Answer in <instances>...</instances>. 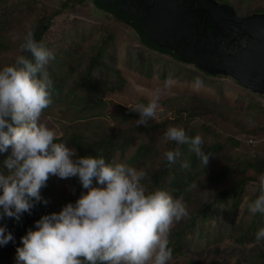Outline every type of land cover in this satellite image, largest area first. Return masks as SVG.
<instances>
[{
  "label": "trees",
  "instance_id": "obj_1",
  "mask_svg": "<svg viewBox=\"0 0 264 264\" xmlns=\"http://www.w3.org/2000/svg\"><path fill=\"white\" fill-rule=\"evenodd\" d=\"M86 1L64 0L58 9L50 10L36 0H25L12 5L8 0H0V55L15 53L13 58L18 55L31 58L30 53L21 51L20 45L25 35L32 31L35 40L42 42L55 55V59L47 65L52 81L50 91L53 100L49 108L65 105L67 108L76 109L84 119L103 117L106 108L105 93L118 91L127 82L120 69L108 61L110 50L117 40L118 29L101 24L105 33L101 36V42L90 52H83L77 43H73L69 33L53 32L55 21L65 11L86 5ZM216 1L232 6L237 15L243 17L264 13V0ZM95 4L98 11L104 12L97 0ZM115 21L126 26L117 19ZM16 29H19V34L15 39L16 45L13 46L11 37ZM137 41L138 46L129 47L125 55L126 63L134 71L148 78L158 75L163 80L169 75L181 80H194L199 77L203 83L213 85V77L200 72L192 64L151 50L142 45L139 38ZM221 77L223 76H218ZM261 96L264 97V94ZM189 100L177 108L174 119H149L147 126H136L135 121L140 119V114L134 112L132 107L122 106L121 121L109 130L103 129L89 136L74 133L56 137V142H66V145L75 147L81 158L103 155L106 162L115 161L117 153L124 154L131 144L140 139L136 156L145 161L143 170L147 173V179L142 183L148 191L159 188L168 191L174 198L183 195L189 212L187 218L175 223L171 229L169 247L173 252L172 259L184 256L190 234L207 243L216 242L222 238L223 229L228 225L233 231V241L247 245L256 243V232L264 227V215L259 213L248 216L243 214L241 217L239 215L236 223L231 222L233 213H239L248 185L259 183V176L264 173V149L260 145L256 146L254 155L247 151L245 154L241 153L245 140L242 138L264 137L263 106L257 103L251 106L260 110V115H241L219 103ZM142 103L147 104L144 101ZM163 104L168 105L169 102ZM195 121L199 126H193ZM169 126L183 128L190 137L202 136L205 154H213L206 168L199 165L195 154L188 152L187 145H178L167 140L161 145L163 134ZM177 149L181 155L175 164H169L164 153ZM9 154L10 150L9 153L0 154V169H3V161ZM184 160L190 162V169L181 168ZM192 182L197 187L185 192L186 185ZM258 195L259 188L248 203ZM246 208L248 213V206ZM53 213L55 212L42 199L35 204L30 214L23 213L19 221L14 217L0 220V227L7 228L5 235L10 232L14 236V241L0 245V264H12V255L17 254L18 247H23L21 238L29 229L37 230L35 224L43 216ZM258 247V250L252 252L248 264H264V246ZM236 264L243 262L238 261Z\"/></svg>",
  "mask_w": 264,
  "mask_h": 264
},
{
  "label": "clouds",
  "instance_id": "obj_2",
  "mask_svg": "<svg viewBox=\"0 0 264 264\" xmlns=\"http://www.w3.org/2000/svg\"><path fill=\"white\" fill-rule=\"evenodd\" d=\"M22 52L13 64L0 69V154H10L0 169V220H20L42 201L41 189L51 176L61 179L78 177L87 193L75 204L69 203L60 213L43 216L37 230H28L16 249L18 264H168L172 259L169 236L175 223L189 216L184 196L174 198L168 191H148L143 169L115 161L103 155L77 156L66 142H56L57 132L41 121L42 113L52 103V81L47 65L55 55L37 42L29 31L20 45ZM175 83L169 75L163 89H156L148 103H138L136 126H147L155 119L160 94ZM203 81H193L199 92ZM163 139L187 145L199 165L206 168L211 152L205 154L201 135L190 137L185 130L169 126ZM253 154V153H252ZM180 151L164 153L175 164ZM254 155V154H253ZM182 169H190L188 160ZM94 180L99 186H94ZM197 187L188 183L185 192ZM47 204L48 201L43 200ZM249 213L264 215V173L259 176V195L248 203ZM6 227H0V245L14 241ZM264 240V227L256 232V242Z\"/></svg>",
  "mask_w": 264,
  "mask_h": 264
},
{
  "label": "rangeland",
  "instance_id": "obj_3",
  "mask_svg": "<svg viewBox=\"0 0 264 264\" xmlns=\"http://www.w3.org/2000/svg\"><path fill=\"white\" fill-rule=\"evenodd\" d=\"M21 1L25 0H8L11 5ZM36 1L53 10L58 9L60 3L64 0ZM114 19L108 13L98 11L95 0H87L86 5H79L71 11H65L55 21L54 27L52 28L53 32L57 34L69 33L71 41L77 43L83 52L92 51L101 42V36L105 33L101 24L113 26L118 29L119 32L116 34L117 40L110 50L108 61L120 69L127 81L124 88L105 93L104 101L106 102V108L103 117H88L84 119L76 109L67 108L65 105L60 108L55 106L45 109L42 113L41 121L48 127L53 128L57 132V137L74 133L89 136L95 135V133L103 129L109 130L121 121L120 107L135 108V105L142 103V101L148 103V99L155 93L156 89H163L164 80L159 78L158 75L148 78L131 69L126 63L125 55L129 47L138 46V36L130 27L127 25L121 26ZM18 34L19 29H16L11 37L13 46L16 45L17 40L15 39L18 38ZM14 55L16 56L15 53H2L0 55V69L4 66L11 65L14 59H16L12 57ZM213 79V85L203 83L201 90L194 92V80L173 78L175 83L171 88L164 90L160 94L158 101L160 108L155 119L158 121H163L166 118L174 119L177 108L181 104L190 101L189 99L219 103L241 115H254L255 113L260 115L258 113L260 110L251 108V106L257 103L264 108L263 96L242 88L230 77L223 76L218 78V76H215ZM167 101L169 104L164 105L163 103ZM193 126L197 127L199 123L195 121ZM242 139L246 138L244 137ZM255 139H258L260 143L254 147H248L245 143H242V154H245L246 151L252 154V151H256L255 148L258 145L264 149V137L257 136ZM164 143L165 139H162L161 145L163 146ZM140 144L141 141L138 139L130 145L124 154L117 153L115 162L124 163L137 169H143L145 161L141 157L137 158L136 156ZM66 146L76 150L77 156L74 159L81 158L75 147ZM93 183L94 186H99L95 180ZM258 188L259 183H251L248 185L244 201L239 208V213L237 211L233 213L231 222L236 223L239 215L241 217L243 214L247 216L251 214L249 212L246 213L247 203L255 195ZM87 191V189L82 187L78 177L61 179L57 176L50 175L46 187L41 189V196L43 200L48 201L47 206L58 214L67 204H75L81 197V194H86ZM231 222L229 221L228 223L230 224ZM232 232V229L226 225L223 229L222 238L216 242L209 243L205 240L201 241L198 236L193 237L194 235L190 234L184 256L175 257L168 264H236L238 261H242L243 264H248L252 252L258 250V246H264V240H261L259 243L240 245L235 243L231 238ZM16 255H12V264H18Z\"/></svg>",
  "mask_w": 264,
  "mask_h": 264
},
{
  "label": "water",
  "instance_id": "obj_4",
  "mask_svg": "<svg viewBox=\"0 0 264 264\" xmlns=\"http://www.w3.org/2000/svg\"><path fill=\"white\" fill-rule=\"evenodd\" d=\"M101 10L130 27L145 47L227 76L264 94V13L237 15L216 0H97Z\"/></svg>",
  "mask_w": 264,
  "mask_h": 264
},
{
  "label": "built area",
  "instance_id": "obj_5",
  "mask_svg": "<svg viewBox=\"0 0 264 264\" xmlns=\"http://www.w3.org/2000/svg\"><path fill=\"white\" fill-rule=\"evenodd\" d=\"M244 143L246 144V146L248 147H254L255 145H257L258 143H260V141L258 139L255 138H249V139H245ZM253 154H255V151H252Z\"/></svg>",
  "mask_w": 264,
  "mask_h": 264
}]
</instances>
